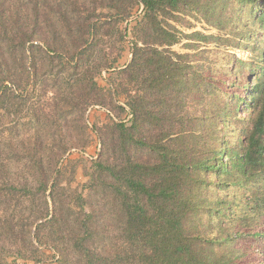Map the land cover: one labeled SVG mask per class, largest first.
<instances>
[{"label": "trees", "instance_id": "obj_1", "mask_svg": "<svg viewBox=\"0 0 264 264\" xmlns=\"http://www.w3.org/2000/svg\"><path fill=\"white\" fill-rule=\"evenodd\" d=\"M6 1L0 0V42L8 37L28 49V42L42 40L36 13L15 31L5 27L8 17L16 23L18 17L3 9ZM97 1L98 10L113 11L120 20L141 12L130 28V61L118 71L129 117L113 124L117 162L97 164L111 178L118 200L121 241L116 251L102 253L77 239L81 264H264V87L259 80L264 49L246 75L238 71L246 61L235 54L227 71L210 56L211 47L225 52L247 42L258 46L256 33L241 29L236 20L235 25L231 14L236 10L264 31V0ZM97 9L63 16V25L76 27V35H68L75 59L99 45L95 31L103 22L94 19ZM193 21L213 32L194 30ZM63 38L42 40L45 52L68 53ZM182 41L187 52L170 49ZM3 57L0 45V111L13 92ZM30 145L36 150V140ZM30 155L40 179L43 163L36 152ZM5 160L0 158V168ZM18 186L33 188L27 180L9 183L15 191ZM77 199L85 202L81 195ZM92 215L85 212L83 233ZM42 216H48L47 208ZM56 221L52 215L37 230L49 226L57 234ZM9 227L15 231L14 224Z\"/></svg>", "mask_w": 264, "mask_h": 264}, {"label": "rangeland", "instance_id": "obj_2", "mask_svg": "<svg viewBox=\"0 0 264 264\" xmlns=\"http://www.w3.org/2000/svg\"><path fill=\"white\" fill-rule=\"evenodd\" d=\"M98 5L97 0H7L3 8L14 19L18 16L17 23L9 17L5 23L7 29L13 27L12 31L27 24L26 17L38 14L42 40L50 42L52 36L64 37L68 53H46L40 39L28 42V49L20 48L8 37L0 42L6 83L13 89L5 110L0 111V158H6V167L0 168V264H60L62 255L65 264H81L80 251L75 246L77 239H83L90 250L102 253L119 248L118 200L110 187L111 178L97 164L117 162L113 124L129 117L118 71L130 61V28L141 9L120 20L113 11L98 10ZM95 8L94 19L99 17L103 22L95 31L99 45L90 48L85 57L75 59L68 35H76V27L63 25V16L74 18L78 12L86 15ZM231 17L241 29L256 33L258 46L247 42L245 48H229L225 52L211 47L210 56L219 69L227 71L229 56L235 54L246 61L238 68L246 75L252 69L250 62L255 61V54L264 49V31L255 30L251 20L234 9ZM192 24L194 30L213 32L199 22ZM185 42L170 49L187 52L183 48ZM31 43L41 48H33ZM114 58L113 67H108ZM259 80L264 87L263 73ZM35 140L36 150L32 151L30 142ZM35 152L43 163L40 179L28 162ZM13 180L31 182V192L19 186L16 191L11 189L9 183ZM52 182L55 186L51 197ZM78 195L85 202L78 200ZM46 208L48 216L43 217ZM89 210L93 211L87 224L89 231L83 233L81 224ZM52 215L57 219L58 233H53L49 226L37 230V224ZM10 223L15 231H10Z\"/></svg>", "mask_w": 264, "mask_h": 264}]
</instances>
